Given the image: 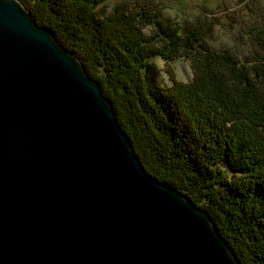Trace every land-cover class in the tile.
Segmentation results:
<instances>
[{
  "label": "water",
  "instance_id": "obj_1",
  "mask_svg": "<svg viewBox=\"0 0 264 264\" xmlns=\"http://www.w3.org/2000/svg\"><path fill=\"white\" fill-rule=\"evenodd\" d=\"M0 264H240L19 0H0Z\"/></svg>",
  "mask_w": 264,
  "mask_h": 264
},
{
  "label": "trees",
  "instance_id": "obj_2",
  "mask_svg": "<svg viewBox=\"0 0 264 264\" xmlns=\"http://www.w3.org/2000/svg\"><path fill=\"white\" fill-rule=\"evenodd\" d=\"M19 1L101 85L144 170L202 209L240 264H264V71L148 5ZM156 57L190 60L193 82L161 87Z\"/></svg>",
  "mask_w": 264,
  "mask_h": 264
},
{
  "label": "rangeland",
  "instance_id": "obj_3",
  "mask_svg": "<svg viewBox=\"0 0 264 264\" xmlns=\"http://www.w3.org/2000/svg\"><path fill=\"white\" fill-rule=\"evenodd\" d=\"M120 1L132 6L148 5L186 29L198 26L211 46L232 49L249 70H256V66L264 71V63L253 62L256 57L264 58V0H106L100 9L109 12ZM27 3L22 4L26 9ZM151 62L159 70L158 83L163 88L173 87L174 80L181 84L193 82V66L186 58L166 62L156 57Z\"/></svg>",
  "mask_w": 264,
  "mask_h": 264
}]
</instances>
